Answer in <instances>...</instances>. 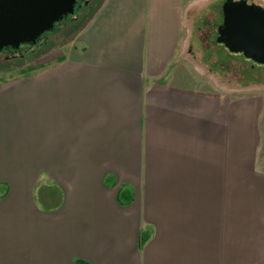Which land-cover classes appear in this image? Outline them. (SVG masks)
I'll use <instances>...</instances> for the list:
<instances>
[{
	"label": "crops",
	"instance_id": "crops-1",
	"mask_svg": "<svg viewBox=\"0 0 264 264\" xmlns=\"http://www.w3.org/2000/svg\"><path fill=\"white\" fill-rule=\"evenodd\" d=\"M97 1L83 46L0 100V264H264L256 106L170 67L190 0ZM36 171L63 192L42 213Z\"/></svg>",
	"mask_w": 264,
	"mask_h": 264
},
{
	"label": "rangeland",
	"instance_id": "rangeland-1",
	"mask_svg": "<svg viewBox=\"0 0 264 264\" xmlns=\"http://www.w3.org/2000/svg\"><path fill=\"white\" fill-rule=\"evenodd\" d=\"M248 1L264 7V0ZM224 2L225 0H190V17H187L190 25L182 27V40L176 56L177 60L170 67L176 68L177 72L188 74L193 85L207 90L222 91L223 95H226L224 98L229 97L232 101H239L240 111L246 110L242 108L244 102L252 101L255 104L257 116L255 115L254 129L258 140L257 152L260 156L257 159L258 171L262 174L254 178L264 180L262 176L264 174V64H258L241 54H232L223 44L217 42L218 27L223 22ZM98 3L97 0L94 2L79 0L75 13L56 24L58 26H55L53 31L45 33L36 44L22 45L14 53L8 50L0 51V100L7 94H13L17 89L30 85V81L33 78L37 79L41 72L66 60L74 49L82 47L81 31L87 26L91 13ZM185 4L187 5L186 2ZM1 104L0 106H3ZM1 156L0 154V159ZM9 156L13 160L15 154L9 152ZM239 159V208L240 213H247L249 207L246 201L255 197L253 193L256 189L252 188V184L247 183L253 180L245 173L246 159L241 156ZM0 171H2L0 179L15 177L17 182H13L17 184L20 182L17 174H12L8 170L6 173L2 169ZM37 172L31 177L36 201L32 206L38 213H42L44 209L56 208L63 192L55 182H52L54 178L47 174L39 175ZM137 191L140 198H153V190L139 188ZM2 192L3 190H0V194ZM155 196H157L156 192ZM153 229L152 225H148L149 233L146 239L142 231L140 237L143 239V244L153 236Z\"/></svg>",
	"mask_w": 264,
	"mask_h": 264
},
{
	"label": "water",
	"instance_id": "water-1",
	"mask_svg": "<svg viewBox=\"0 0 264 264\" xmlns=\"http://www.w3.org/2000/svg\"><path fill=\"white\" fill-rule=\"evenodd\" d=\"M79 0H0V51L36 44L76 11ZM217 42L231 53L264 64V7L248 0H225Z\"/></svg>",
	"mask_w": 264,
	"mask_h": 264
},
{
	"label": "trees",
	"instance_id": "trees-1",
	"mask_svg": "<svg viewBox=\"0 0 264 264\" xmlns=\"http://www.w3.org/2000/svg\"><path fill=\"white\" fill-rule=\"evenodd\" d=\"M56 26H58V25H56ZM7 50L10 51V52H13V53L15 51H17V50H14L12 48H7V49H4L3 51H7ZM3 51H1V52H3ZM232 54H241V53H232ZM241 55H243V54H241ZM119 200H120L121 204H125V205L131 204L133 202V200H134V190H133V188L130 185L124 184V185H122L120 187V189H119ZM138 247L139 248L143 247V239L141 237H140V239L138 241ZM79 264H86V263L79 262Z\"/></svg>",
	"mask_w": 264,
	"mask_h": 264
},
{
	"label": "flooded vegetation",
	"instance_id": "flooded-vegetation-1",
	"mask_svg": "<svg viewBox=\"0 0 264 264\" xmlns=\"http://www.w3.org/2000/svg\"><path fill=\"white\" fill-rule=\"evenodd\" d=\"M77 5H78V4H77ZM69 16H70V15H69ZM69 16H68V17H69ZM68 17H67V18H68Z\"/></svg>",
	"mask_w": 264,
	"mask_h": 264
}]
</instances>
